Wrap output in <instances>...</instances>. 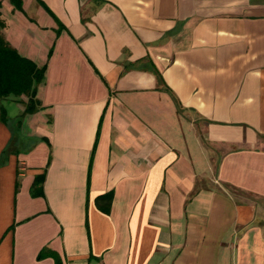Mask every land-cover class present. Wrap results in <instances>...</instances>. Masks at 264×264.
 <instances>
[{
	"label": "crops",
	"instance_id": "1",
	"mask_svg": "<svg viewBox=\"0 0 264 264\" xmlns=\"http://www.w3.org/2000/svg\"><path fill=\"white\" fill-rule=\"evenodd\" d=\"M19 1L45 70L0 121V264H264V0Z\"/></svg>",
	"mask_w": 264,
	"mask_h": 264
},
{
	"label": "trees",
	"instance_id": "2",
	"mask_svg": "<svg viewBox=\"0 0 264 264\" xmlns=\"http://www.w3.org/2000/svg\"><path fill=\"white\" fill-rule=\"evenodd\" d=\"M15 10H20L19 0H7ZM4 27L3 21L0 19V30ZM50 50L48 51V55ZM45 64L42 66L35 65L32 61L20 57L14 49H12L3 39L0 33V102L7 98H15L22 106V111L15 119L19 125L22 118L27 114H32L40 110V102L37 100L36 91L42 83L44 77ZM6 119L5 111L0 104V121ZM42 175L34 179L31 194L33 196H41ZM103 200L101 203L100 201ZM111 194L106 193L97 199V207L99 210L106 212ZM44 256L43 253L38 258ZM50 256L57 261L55 255Z\"/></svg>",
	"mask_w": 264,
	"mask_h": 264
},
{
	"label": "rangeland",
	"instance_id": "3",
	"mask_svg": "<svg viewBox=\"0 0 264 264\" xmlns=\"http://www.w3.org/2000/svg\"><path fill=\"white\" fill-rule=\"evenodd\" d=\"M18 101V100H17ZM9 109H10V106H9ZM11 110V109H10ZM9 112V111H8ZM11 116V113H8L6 114V119H7V122H9L13 127H14V132H16V128H17V125H16V120L13 119ZM232 194H236L235 196H239V197H243V198H247L248 196L247 195H239L238 193H232Z\"/></svg>",
	"mask_w": 264,
	"mask_h": 264
}]
</instances>
